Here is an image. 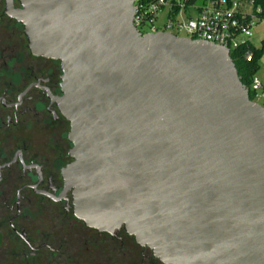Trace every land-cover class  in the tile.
I'll return each mask as SVG.
<instances>
[{
  "label": "water",
  "instance_id": "1",
  "mask_svg": "<svg viewBox=\"0 0 264 264\" xmlns=\"http://www.w3.org/2000/svg\"><path fill=\"white\" fill-rule=\"evenodd\" d=\"M136 0H20L35 55L59 60L74 213L163 264H264V106L229 49L143 34Z\"/></svg>",
  "mask_w": 264,
  "mask_h": 264
},
{
  "label": "flooded vegetation",
  "instance_id": "2",
  "mask_svg": "<svg viewBox=\"0 0 264 264\" xmlns=\"http://www.w3.org/2000/svg\"><path fill=\"white\" fill-rule=\"evenodd\" d=\"M21 8L0 0V264H163L123 228L75 215L62 177L73 145L61 62L31 52Z\"/></svg>",
  "mask_w": 264,
  "mask_h": 264
},
{
  "label": "built area",
  "instance_id": "3",
  "mask_svg": "<svg viewBox=\"0 0 264 264\" xmlns=\"http://www.w3.org/2000/svg\"><path fill=\"white\" fill-rule=\"evenodd\" d=\"M154 0L149 4L136 0L135 26L143 33L169 31L177 36L211 42L229 49L230 54L243 44L251 43L254 28L264 21V10L255 0ZM168 9L164 29L155 24L160 13ZM148 27L145 32L144 28ZM182 34V35H181ZM246 60L251 61L253 52L248 50ZM252 100L262 104L264 86L254 77Z\"/></svg>",
  "mask_w": 264,
  "mask_h": 264
},
{
  "label": "trees",
  "instance_id": "4",
  "mask_svg": "<svg viewBox=\"0 0 264 264\" xmlns=\"http://www.w3.org/2000/svg\"><path fill=\"white\" fill-rule=\"evenodd\" d=\"M154 0H138L139 3L149 4ZM257 6H260L264 10V0H255ZM248 50L253 52V58L251 61L246 60L245 54ZM263 53V47L256 48L252 43L243 44L238 49L232 52L231 56L237 66L240 78L242 82L249 88L251 97L253 91L251 90V84L253 78L258 69V62L261 54Z\"/></svg>",
  "mask_w": 264,
  "mask_h": 264
},
{
  "label": "crops",
  "instance_id": "5",
  "mask_svg": "<svg viewBox=\"0 0 264 264\" xmlns=\"http://www.w3.org/2000/svg\"><path fill=\"white\" fill-rule=\"evenodd\" d=\"M251 43L256 47H263V53L261 54L258 62V69L255 74L264 86V21L260 22L253 30V36Z\"/></svg>",
  "mask_w": 264,
  "mask_h": 264
},
{
  "label": "rangeland",
  "instance_id": "6",
  "mask_svg": "<svg viewBox=\"0 0 264 264\" xmlns=\"http://www.w3.org/2000/svg\"><path fill=\"white\" fill-rule=\"evenodd\" d=\"M198 2L201 3L202 0H199ZM167 15H168V9H165L164 11H162L160 13V15H159V17H158V19H157V21L155 23L157 25V27H159L160 30H163L164 29V24L166 23V21L168 19V16ZM144 31L147 32L148 31V27H145L144 28ZM260 102L261 103H264V100L263 99H260ZM0 259L3 260V261L6 260L5 257H1Z\"/></svg>",
  "mask_w": 264,
  "mask_h": 264
}]
</instances>
